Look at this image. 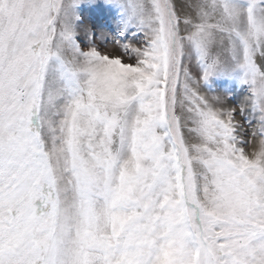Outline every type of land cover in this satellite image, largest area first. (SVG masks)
<instances>
[{"label": "snow or ice", "instance_id": "1", "mask_svg": "<svg viewBox=\"0 0 264 264\" xmlns=\"http://www.w3.org/2000/svg\"><path fill=\"white\" fill-rule=\"evenodd\" d=\"M0 264H264V0H0Z\"/></svg>", "mask_w": 264, "mask_h": 264}]
</instances>
